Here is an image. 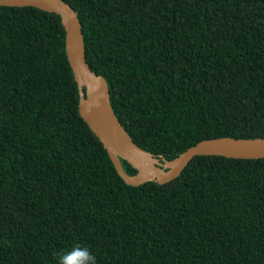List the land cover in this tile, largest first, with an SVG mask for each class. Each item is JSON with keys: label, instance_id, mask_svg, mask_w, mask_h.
Returning <instances> with one entry per match:
<instances>
[{"label": "trees", "instance_id": "obj_1", "mask_svg": "<svg viewBox=\"0 0 264 264\" xmlns=\"http://www.w3.org/2000/svg\"><path fill=\"white\" fill-rule=\"evenodd\" d=\"M64 1L140 148L264 137V0ZM78 99L60 17L0 6V264H264V157L127 185Z\"/></svg>", "mask_w": 264, "mask_h": 264}, {"label": "water", "instance_id": "obj_2", "mask_svg": "<svg viewBox=\"0 0 264 264\" xmlns=\"http://www.w3.org/2000/svg\"><path fill=\"white\" fill-rule=\"evenodd\" d=\"M0 6H31L55 13L65 31V53L78 88V111L105 148L117 174L125 184H164L177 178L195 156H224L257 159L264 157V137L204 139L171 160L140 148L116 117L105 78L86 62L83 33L77 12L64 0H0ZM127 161L136 170L128 174L121 165Z\"/></svg>", "mask_w": 264, "mask_h": 264}, {"label": "clouds", "instance_id": "obj_3", "mask_svg": "<svg viewBox=\"0 0 264 264\" xmlns=\"http://www.w3.org/2000/svg\"><path fill=\"white\" fill-rule=\"evenodd\" d=\"M75 251L79 253L83 261H88L89 264H96L95 258L91 255V253L87 249L81 250L77 248ZM66 261H67V257L61 256L59 264H66Z\"/></svg>", "mask_w": 264, "mask_h": 264}]
</instances>
